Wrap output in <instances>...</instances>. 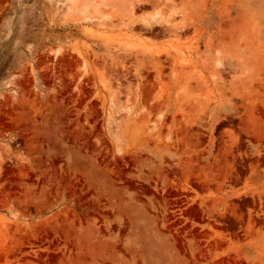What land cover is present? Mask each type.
I'll list each match as a JSON object with an SVG mask.
<instances>
[{
  "label": "rangeland",
  "instance_id": "374dc122",
  "mask_svg": "<svg viewBox=\"0 0 264 264\" xmlns=\"http://www.w3.org/2000/svg\"><path fill=\"white\" fill-rule=\"evenodd\" d=\"M0 264H264V0H0Z\"/></svg>",
  "mask_w": 264,
  "mask_h": 264
},
{
  "label": "bare ground",
  "instance_id": "6f19581e",
  "mask_svg": "<svg viewBox=\"0 0 264 264\" xmlns=\"http://www.w3.org/2000/svg\"><path fill=\"white\" fill-rule=\"evenodd\" d=\"M64 2L66 3V5L70 2V0H64ZM159 12H156L153 16L156 18L158 16Z\"/></svg>",
  "mask_w": 264,
  "mask_h": 264
}]
</instances>
